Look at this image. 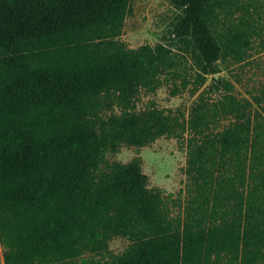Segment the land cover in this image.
<instances>
[{
	"label": "rangeland",
	"instance_id": "obj_1",
	"mask_svg": "<svg viewBox=\"0 0 264 264\" xmlns=\"http://www.w3.org/2000/svg\"><path fill=\"white\" fill-rule=\"evenodd\" d=\"M175 15L167 0H133L122 37L43 51L71 196L20 215L10 264H247L250 195L234 190L233 97L210 95L177 57L159 87L129 90L130 65L111 51L159 41ZM253 62L264 84V53ZM149 95L156 104L136 109L161 115L154 128L96 119Z\"/></svg>",
	"mask_w": 264,
	"mask_h": 264
},
{
	"label": "trees",
	"instance_id": "obj_2",
	"mask_svg": "<svg viewBox=\"0 0 264 264\" xmlns=\"http://www.w3.org/2000/svg\"><path fill=\"white\" fill-rule=\"evenodd\" d=\"M167 1L157 34L210 95L264 92V0ZM132 15L133 0H0V214L71 196L43 51L124 35Z\"/></svg>",
	"mask_w": 264,
	"mask_h": 264
},
{
	"label": "crops",
	"instance_id": "obj_3",
	"mask_svg": "<svg viewBox=\"0 0 264 264\" xmlns=\"http://www.w3.org/2000/svg\"><path fill=\"white\" fill-rule=\"evenodd\" d=\"M115 38L117 37L106 39ZM111 51L115 55H122L124 57L122 60L128 61L130 80L124 83L125 86L120 84L132 91L140 88L151 92L160 86L162 71L169 72L171 69L174 71L176 69V56L161 40L144 41L135 46L132 44L112 45ZM136 72L139 76L133 78ZM104 92L102 94H105ZM153 98V95H149L146 101L129 98V101L125 103L115 102L113 104H125L134 109L120 112H98L100 117L95 114L96 119H100L99 122L102 123L125 124L119 126L125 128H154L155 125H152V122H156L155 119L160 120L161 115L151 110L136 109L137 105L144 106L145 104L153 107L156 104ZM108 104L111 105L110 102ZM232 140L234 152H236L233 160V177L242 179L239 185L234 186V190L250 195L248 250L242 254V257H247V264H264V92L233 96ZM237 152L242 154V157L237 158ZM253 195H256L255 198ZM30 209L32 208L0 214V264H10L9 235L17 228L20 215Z\"/></svg>",
	"mask_w": 264,
	"mask_h": 264
}]
</instances>
